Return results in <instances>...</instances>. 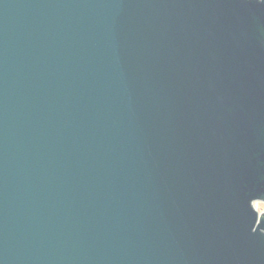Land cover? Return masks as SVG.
I'll list each match as a JSON object with an SVG mask.
<instances>
[{
	"label": "water",
	"instance_id": "obj_1",
	"mask_svg": "<svg viewBox=\"0 0 264 264\" xmlns=\"http://www.w3.org/2000/svg\"><path fill=\"white\" fill-rule=\"evenodd\" d=\"M264 0H0V264H264Z\"/></svg>",
	"mask_w": 264,
	"mask_h": 264
},
{
	"label": "built area",
	"instance_id": "obj_2",
	"mask_svg": "<svg viewBox=\"0 0 264 264\" xmlns=\"http://www.w3.org/2000/svg\"><path fill=\"white\" fill-rule=\"evenodd\" d=\"M253 207L257 212V215L260 216L262 212H264V203L255 201L253 202Z\"/></svg>",
	"mask_w": 264,
	"mask_h": 264
}]
</instances>
